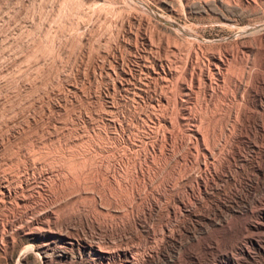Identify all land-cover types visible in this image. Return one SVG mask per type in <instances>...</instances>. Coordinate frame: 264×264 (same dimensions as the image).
I'll return each mask as SVG.
<instances>
[{"label": "rangeland", "instance_id": "obj_1", "mask_svg": "<svg viewBox=\"0 0 264 264\" xmlns=\"http://www.w3.org/2000/svg\"><path fill=\"white\" fill-rule=\"evenodd\" d=\"M0 184V264H264V0H0Z\"/></svg>", "mask_w": 264, "mask_h": 264}, {"label": "bare ground", "instance_id": "obj_2", "mask_svg": "<svg viewBox=\"0 0 264 264\" xmlns=\"http://www.w3.org/2000/svg\"><path fill=\"white\" fill-rule=\"evenodd\" d=\"M150 40V39H149ZM152 40V39H151ZM260 41V40H259ZM152 43V42H151ZM160 44V43H159ZM167 45H168V43H167ZM171 45V44H170ZM157 46H159V45H157ZM178 46V45H177ZM176 46V47H177ZM164 48H166V47H164ZM168 48V47H167ZM178 48H179V46H178ZM173 50V49H172ZM160 51V50H159ZM175 51H176V49H175ZM225 51V50H224ZM232 51H233V49H232ZM242 51V50H241ZM244 51V50H243ZM242 51V52H243ZM152 52V51H151ZM190 52H191V50H190ZM219 52V51H218ZM230 52V51H229ZM228 52V53H229ZM234 52H235V49H234ZM238 52V51H237ZM156 53H158V52H156ZM160 53V52H159ZM166 53H169V52H166ZM173 53H177V52H174L173 51ZM180 53H181V51H180ZM197 53V52H196ZM225 53V52H224ZM239 53V52H238ZM248 53V52H247ZM250 53V52H249ZM249 53L247 54V55H249ZM170 54V53H169ZM171 54H172V52H171ZM178 54V53H177ZM176 54V55H177ZM189 54V53H188ZM223 54V53H222ZM222 54H214V53H212V54H210V56L209 57H207V58H209V62H208V65H207V68H206V71H204L205 72V78L208 80V82L211 84L213 81H216V83H217V81H219V80H221L222 78H223V70H224V67H225V65H226V63H224V59L222 58ZM232 54H234L233 52H232ZM237 54V53H236ZM244 52H243V56H244ZM253 54V53H252ZM166 55V54H165ZM197 55V54H196ZM224 55V54H223ZM147 56V55H146ZM167 56H168V58L170 59V57H169V55L167 54ZM167 56L165 57V58H167ZM175 56V55H174ZM190 55H188V57H189ZM226 56V55H225ZM237 56H238V54H237ZM241 56V55H240ZM243 56H242V58H243ZM246 56V55H245ZM145 57V56H144ZM178 57V56H177ZM176 57V58H177ZM180 57V56H179ZM148 58H149V56H148ZM172 58V57H171ZM197 58V57H196ZM227 58V57H226ZM229 58V57H228ZM238 58V57H237ZM146 60H150V59H147V58H145ZM160 59V58H159ZM161 59H163V58H161ZM160 59V60H161ZM173 59V58H172ZM171 59V60H172ZM179 59V58H178ZM192 59V58H191ZM190 59V60H191ZM231 59V58H230ZM236 59V58H235ZM241 59V58H240ZM245 59H247V58H245ZM248 59H249V57H248ZM170 60V61H171ZM176 60V59H175ZM188 60V59H187ZM239 59H237V61H238ZM152 61V60H151ZM159 61V60H158ZM169 61V60H168ZM204 61H205V59H204ZM204 61H203V65L202 66H204ZM192 62V61H191ZM196 62H197V59H196ZM202 62V61H201ZM232 62V61H231ZM157 63V62H156ZM161 63V62H160ZM163 63V62H162ZM167 63V62H166ZM169 63H171V62H169ZM176 63H178V62H176ZM199 63V62H198ZM205 63H207V62H205ZM147 65H148V63H147ZM171 65H172V63H171ZM187 65H188V63H187ZM193 65H194V63H193ZM200 65H201V63H200ZM233 65H234V63H233ZM150 66V65H149ZM176 66H178L179 67V65H176ZM206 66V65H205ZM228 66H229V63H228ZM154 67V66H153ZM152 67V68H153ZM172 67V66H171ZM195 66H193V68H194ZM175 68H177V67H175ZM231 68V67H230ZM202 69H204V68H201V71H203ZM225 69H227V68H225ZM194 71H195V69H193ZM200 70V69H199ZM205 70V69H204ZM139 71V70H138ZM142 71V70H141ZM173 70H172V68H170L169 66H167V68H165V67H163L162 65H159V67L156 69V67H155V70L153 71V74H154V76L156 77V78H158V79H160L161 81H165L166 80V77H167V75L168 74H170V73H173L172 72ZM180 71V70H179ZM193 71V72H194ZM200 71V72H201ZM227 71V70H226ZM149 73H150V71H148ZM174 72H176V71H174ZM178 72V71H177ZM187 72V71H186ZM191 72V71H190ZM197 72V71H196ZM244 72V71H243ZM142 73V72H141ZM179 73V72H178ZM202 73V72H201ZM227 73V72H226ZM233 73V72H232ZM145 74V73H144ZM183 74H184V71H183ZM182 74V75H183ZM202 74H204V73H202ZM225 74V73H224ZM231 74V73H230ZM194 75V74H193ZM180 76V75H179ZM192 76V75H191ZM200 76V75H199ZM150 77V76H149ZM182 77V76H181ZM193 77V76H192ZM234 77V76H233ZM147 78V77H146ZM152 78V77H151ZM231 78V77H230ZM154 79V78H153ZM153 79H152V81H153ZM174 79V78H173ZM184 79V78H183ZM185 79H186V77H185ZM199 79H200V81H202L203 79H202V75H201V77H199ZM199 79H198V81H199ZM202 79V80H201ZM171 80V79H170ZM193 80V79H192ZM230 80V79H229ZM149 81V80H148ZM156 81V80H155ZM172 81V80H171ZM183 81V80H182ZM188 81V80H187ZM186 81V82H187ZM204 81V80H203ZM202 81V82H203ZM225 81V80H224ZM150 82H151V80H150ZM185 82V81H184ZM183 82V83H184ZM185 82V83H186ZM206 82V81H205ZM145 83V82H144ZM160 83V82H159ZM172 83V82H171ZM177 83V82H176ZM184 83V84H185ZM191 83V82H190ZM204 83V82H203ZM131 84H133V83H131ZM146 84H148V82H146ZM154 84V83H153ZM156 84V83H155ZM202 84V83H201ZM214 84V83H213ZM218 84V83H217ZM134 85H136V84H134ZM170 85V84H169ZM173 85V84H172ZM178 85V84H177ZM198 85H200V83L198 84ZM219 85V84H218ZM168 86V85H167ZM190 86H192V85H190ZM203 87H205L204 85H202ZM211 86H212V84H211ZM221 86V85H220ZM134 87H136V86H134ZM170 87V86H169ZM173 87V86H172ZM196 87V86H195ZM200 88H201V86H199ZM199 87H197L198 88V90H199ZM207 87V86H206ZM213 88V87H212ZM126 89V88H125ZM134 89V88H133ZM140 89V88H139ZM162 90L164 89V88H161ZM160 89V90H161ZM202 89V88H201ZM206 89V88H205ZM215 89V88H214ZM146 90V89H145ZM161 90V91H162ZM165 90V89H164ZM163 90V91H164ZM171 90H172V88H171ZM211 90V89H210ZM147 91V90H146ZM175 91L177 92L178 91V87H177V90H176V87H175ZM197 91V90H196ZM200 91V90H199ZM199 91H198V94H199ZM166 92V91H165ZM173 92V91H172ZM171 92V93H172ZM182 92V91H181ZM189 92H190V88L188 87V85H184V95H185V97H188L189 96ZM205 92V91H204ZM138 93V92H137ZM164 93V92H163ZM162 93V94H163ZM196 93V92H195ZM208 93V92H207ZM213 93V92H212ZM139 94V93H138ZM161 94V93H160ZM161 94V95H162ZM179 94V93H178ZM197 94V95H198ZM201 94V93H200ZM205 94V93H204ZM165 95V94H164ZM167 95V94H166ZM169 95V94H168ZM174 95V94H173ZM175 96V95H174ZM168 97V96H167ZM169 97H171V96H169ZM177 97V96H176ZM194 97V96H193ZM198 97V96H197ZM196 97V98H197ZM152 98V97H151ZM165 98V97H164ZM175 98V97H174ZM162 99V98H161ZM169 99V98H168ZM171 99H172V97L170 98V101H171ZM176 100V99H175ZM186 100V99H185ZM184 99L182 100L183 102L185 101ZM160 101V100H159ZM197 101V100H196ZM174 102V101H173ZM183 102H181V103H183ZM168 104H169V102H167ZM185 103H187V102H185ZM153 105V104H152ZM159 105H161L160 103H159ZM166 106V105H165ZM173 106H175V105H173ZM172 106V107H173ZM186 106V105H185ZM192 106V105H191ZM195 106V105H194ZM193 106V107H194ZM159 107V106H158ZM168 107V106H167ZM166 107V108H167ZM171 107V108H172ZM176 108H177V106H176ZM183 108H185V107H183ZM192 108V107H191ZM155 109V108H154ZM161 109V108H160ZM168 109V108H167ZM166 109V110H167ZM157 110V109H156ZM172 110H174V108H172ZM178 110V109H177ZM195 110V109H194ZM168 111V110H167ZM170 111V110H169ZM169 111H168V113H169ZM180 111V110H179ZM161 112H162V110H161ZM173 112V111H172ZM166 113V112H165ZM167 113V114H168ZM182 113V112H181ZM181 113H180V115H181ZM155 114H157V112L155 113ZM166 114V115H167ZM177 114V113H176ZM192 114V113H191ZM161 115V114H160ZM162 115H163V113H162ZM169 115H171V114H169ZM168 115V116H169ZM173 115V114H172ZM178 115V114H177ZM158 117V116H157ZM193 117H195V116H193ZM160 118V117H159ZM158 118V119H159ZM167 118V117H166ZM169 118H170V116H169ZM174 118H176V117H174L173 116V121H174ZM172 119V116H171V118H170V120ZM191 119V118H190ZM179 120V119H178ZM196 120H198V119H196ZM151 121H153V119L151 120ZM161 121V120H160ZM190 121V120H189ZM154 122V121H153ZM200 122V121H199ZM171 123H172V121H171ZM170 123V124H171ZM173 123H175V122H173ZM155 124V123H154ZM180 124V123H179ZM187 124V123H186ZM201 125H202V123H200ZM172 125V124H171ZM175 125H177V123L175 124ZM193 125V124H192ZM152 126V125H151ZM197 126V125H196ZM156 129V128H155ZM163 129V128H162ZM190 129H193V128H190ZM152 130V129H151ZM165 130V129H164ZM164 130H162L163 131V133H165L164 132ZM176 130V129H175ZM174 131V130H173ZM178 131V130H177ZM177 131H176V133H177ZM180 131V130H179ZM199 131H201V130H199ZM158 132H160V130L158 131ZM154 133V132H153ZM186 133V132H185ZM162 134V133H161ZM202 134V133H201ZM165 135V134H164ZM176 135V134H175ZM186 135V134H185ZM172 136V135H171ZM179 136V135H178ZM177 136V137H178ZM164 137V136H163ZM197 137V136H196ZM165 138V137H164ZM182 139H183V137H181ZM180 138V139H181ZM189 138H191L190 136H189ZM158 139V138H157ZM161 138H159V140H160ZM192 139V138H191ZM190 139V140H191ZM184 140V139H183ZM197 140V139H196ZM182 141V140H181ZM186 141V140H185ZM184 141V142H185ZM194 140H192V142H193ZM199 141V140H198ZM205 141V140H204ZM204 141H203V143H204ZM175 142V141H174ZM191 142V141H190ZM176 143H177V140H176ZM183 143V142H182ZM195 143V142H194ZM207 143V142H206ZM175 144V143H174ZM180 144V143H179ZM196 146H197V144H196ZM195 146V147H196ZM206 146V145H205ZM190 147V146H189ZM198 148V147H197ZM206 148V147H205ZM189 149V148H188ZM191 149V148H190ZM203 149V148H202ZM195 151H197L196 149H195ZM206 158V157H205ZM205 158H204V161H205ZM186 161H187V159H186ZM190 161V160H189ZM188 162V161H187ZM184 163H185V161H184ZM188 164H189V162H188ZM206 164V163H205ZM185 165V164H184ZM192 165V164H191ZM206 166V165H205ZM186 167V166H185ZM186 168H188V167H186ZM185 168V169H186ZM182 169V168H181ZM184 170V169H183ZM174 171V170H173ZM136 177H137V175H136ZM1 185V184H0ZM8 190H10L9 188H8ZM151 191V190H150ZM1 193V192H0ZM152 193V192H151ZM10 194V193H9ZM153 194H155V193H153Z\"/></svg>", "mask_w": 264, "mask_h": 264}]
</instances>
